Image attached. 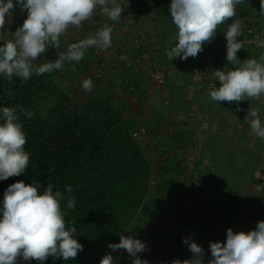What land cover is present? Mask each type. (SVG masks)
<instances>
[{"label": "clouds", "instance_id": "1", "mask_svg": "<svg viewBox=\"0 0 264 264\" xmlns=\"http://www.w3.org/2000/svg\"><path fill=\"white\" fill-rule=\"evenodd\" d=\"M241 3L243 0H172L171 18L178 34L177 43L167 52V58L171 61L195 58L204 50L205 43L212 42L219 25L237 17V6ZM17 5L22 12H27V18L14 33H6L5 25L11 22ZM98 7L102 15L114 22H119L124 12L118 0H15V3L14 0H0V41H3V46H0V76L9 81L16 77L27 82L33 75L52 73L62 70L65 63L80 62L90 48L106 50L111 47L113 27L105 24L94 35L70 44L66 51L57 52L55 62L35 64L49 46L59 49L60 37L70 27L80 28L83 22L92 18ZM261 10L264 12V0H261ZM241 32V20L234 19L225 33L226 58L237 66L212 73L221 85L210 92L213 101L238 103L264 96V55L259 57V62L250 58L241 63L237 56L242 48L237 39ZM257 40L260 41L259 36ZM261 45L264 46V41ZM82 87L91 92L94 87L92 79H85ZM241 110L239 107L236 109ZM19 111L29 119L35 115L23 108ZM17 112V107L0 109V180L20 176L29 166L30 154L24 147L26 133ZM258 112L259 109L251 108L248 116L254 118L251 120L252 131L264 139V126ZM41 188L40 183L19 181L5 191L3 208L0 209V264H18V258L43 262L50 256L69 261L83 251V245L74 238L77 228L66 224L60 203L65 199L64 194L54 191L51 181L42 193ZM66 191L72 193L73 188L66 186ZM75 205L76 197L69 196L67 208L74 210ZM183 243L192 253L191 258L176 259L172 264H205L206 253L202 246L190 237L183 238ZM108 247L113 252L126 250L131 264H149L138 255L148 251L146 243L132 235H120V243L109 244ZM210 252L212 259L208 264H264V221L258 222L255 230L248 232L236 233L229 228L226 243L210 242ZM100 264H116V261L113 255L108 254Z\"/></svg>", "mask_w": 264, "mask_h": 264}, {"label": "crops", "instance_id": "2", "mask_svg": "<svg viewBox=\"0 0 264 264\" xmlns=\"http://www.w3.org/2000/svg\"><path fill=\"white\" fill-rule=\"evenodd\" d=\"M118 2L124 8L119 22H114L102 15L98 7L92 18L83 22L80 28L70 27L67 33L60 37L61 46L59 49L49 46L48 51L41 54L45 58L40 57L36 63L41 65L48 61L55 62L58 59L57 52L66 51L70 44L86 39L89 35H94L105 24L113 27L111 47L106 50L90 48L85 53L83 60L65 63L62 70H56L53 74L57 76L58 81L62 82L61 85L67 92H73L76 95L74 99L78 102L87 101L100 93L109 91L112 99L116 102L120 101L118 103L124 109L123 113L127 119L133 118L135 121L142 122L145 126L147 142L143 145V151L153 167L154 176L151 183V193L148 197L149 205L151 207L153 205L165 207L168 208V211L157 215L153 222L138 221V218L129 227L126 235H132L147 245L148 251L141 253V257L144 258L145 255V260L149 264H159L152 255L151 241L149 242L144 237L145 231L160 232L165 238L163 239L165 243L169 241L168 238L173 240L178 238L177 236L184 228L183 225L187 219L184 205L188 199L189 189L193 185L195 188L198 187L199 190L201 188L202 193L206 194L205 202L208 207L206 209L202 203L200 210L203 208L207 211L204 217L199 220V226L191 239L204 248L206 253L205 264H208V261L212 259L210 242L226 243L229 228L236 233L248 232L255 230L258 222L264 221V207L261 208L258 205V199L256 198L262 193L261 189H258L259 184L253 181L254 174L249 177L248 183L245 184L246 192L240 196L244 200L236 201L235 197L225 203L228 211L231 210V207L236 206L238 213L242 212V220L234 224L231 219L225 220L223 215L222 219L217 218L215 220L217 214L215 212V195L217 193L215 187L217 182L216 163L218 159L225 155H233L235 159L240 161L238 162L241 166L240 175L242 170L247 171L246 167L249 165L246 161L251 162L250 158L243 157L241 153L240 155L236 154L237 149L235 147L239 148L242 144L240 132H237L240 135L239 143L234 141L233 145L226 144L228 139L225 138V130H227L229 124L226 121L228 113L224 111V102L214 101L210 103L213 100L209 96L208 99L205 97L209 101V105L205 103L202 104V107L198 108L197 106L194 108L193 101L188 100L192 95H189V93L181 94L183 92L181 91L182 83L190 85L189 82L195 81L196 84L201 85L206 80H216L212 73L206 72V66H212L214 70L211 56L215 54V50H209L207 53L202 51L201 55L198 54L195 58L189 57L187 61L181 58L171 61L167 58V52L177 43L178 34V29L171 18L170 5L172 0H118ZM7 24L5 28H10L14 33L17 28L11 26L13 21L11 20ZM138 38L141 39L140 44L135 42ZM203 48L207 50V45L204 44ZM123 53L129 58L136 56L141 58L142 69L140 73L132 75L124 70L120 58ZM223 63L225 67L220 66L222 70L232 65L225 60H223ZM73 65L75 71L77 69L81 70L75 72L74 79L68 72L69 68L72 67L73 69ZM187 66H192V69L196 67L198 70L201 67L203 71L205 70V73L198 74V71L194 73V69L193 72H186L184 68ZM163 67L168 71V74L180 75L179 80H177L179 84L175 85L173 77L171 80L168 75L165 90L147 94L146 88L150 83L151 72ZM87 78H91L93 81L94 87L91 92L85 91L82 87L83 81ZM66 83L67 86H65ZM133 83L138 85L136 88L138 91L137 96L140 98L143 94L146 97L144 105L137 106V108H134L128 98L121 99L122 86L127 85L128 87ZM219 84L220 82L217 81V85ZM194 92L193 98L199 93L198 91ZM167 94H170L173 98L171 101L172 106L165 104L164 99ZM174 102L176 105H174ZM247 106H245V109ZM253 106L252 101H250L249 110ZM241 112L244 113V110H241ZM250 118L248 117L247 120H251ZM136 127L134 126V129ZM212 130L217 131L216 135L210 133V131L215 132ZM235 135L236 133L232 134L231 141L232 138H237L238 135ZM166 161L172 165L173 171L170 175L175 176L177 179L176 188L173 187L168 195L164 176L160 170L158 171L161 166H165ZM251 170H249L250 173ZM261 199L264 200V194H262ZM125 255L129 257L127 251L123 250V256ZM191 256L192 253L188 247L183 245L179 247L178 254L174 258L162 264H172L173 260L190 259ZM128 261L131 260H126L124 264L129 263Z\"/></svg>", "mask_w": 264, "mask_h": 264}, {"label": "trees", "instance_id": "3", "mask_svg": "<svg viewBox=\"0 0 264 264\" xmlns=\"http://www.w3.org/2000/svg\"><path fill=\"white\" fill-rule=\"evenodd\" d=\"M257 7L258 3L250 7L243 1L237 6V17L219 25L216 35L225 34L233 20L239 19L241 12L248 11L252 15ZM26 18L27 12H22L17 5L11 26L21 27ZM249 28H252L251 24ZM248 30L245 35L251 39L254 35L251 29ZM220 39L224 41V37ZM205 44L215 49L213 43ZM0 46H3V41H0ZM35 64L39 65L36 61ZM56 77L52 72L33 75L27 82H22L20 78L14 77L9 81L0 76V109L17 107L19 122L23 124L26 133L27 143L24 147L30 154L29 166L22 175L0 180V209L3 208L4 193L10 185L19 181L25 184L40 183L43 186L40 189L42 193L51 181L54 191L59 190L65 196L60 202L65 221L68 226L77 228L74 238L83 245V251L74 260L65 261L62 257L50 256L43 262H28L18 258V264H100L105 255L113 252L108 245L120 243V235L127 236L135 220L139 218L138 221L153 222L157 215L165 213L168 208L149 205L153 167L144 154V143H138L132 135L134 126L143 125L142 122L127 119L124 109L118 103L120 101L112 99L109 91L78 102ZM134 85L122 86L121 99H127L134 87L132 93L139 101L138 106H143L146 97L141 94L139 98L136 89L138 85ZM21 108L35 115L29 119L20 113ZM251 157L249 153L248 158ZM263 157L254 155L258 163ZM252 168L254 171L255 168ZM159 170L164 176L168 195L173 187L176 188L177 181L175 176L170 175L172 165L167 162ZM253 181L264 187L263 181L257 177ZM66 186H71L73 192L68 193ZM197 188L193 185L190 187L187 202L196 199L200 206L201 191ZM261 193L264 194V190ZM262 194L256 198L261 199ZM69 196L76 197L74 210L67 208ZM206 211H199L195 219L199 221ZM187 224L188 218L183 226ZM145 233L144 237L149 242H152L155 235H159L162 242L165 239L157 231L149 230ZM168 240L166 245L175 249L174 258L178 254L179 245L177 239ZM150 246L154 248L152 243ZM139 256L145 260V255L144 258L141 254ZM128 259V256H123L121 264ZM128 262L131 264V261Z\"/></svg>", "mask_w": 264, "mask_h": 264}, {"label": "rangeland", "instance_id": "4", "mask_svg": "<svg viewBox=\"0 0 264 264\" xmlns=\"http://www.w3.org/2000/svg\"><path fill=\"white\" fill-rule=\"evenodd\" d=\"M243 1L247 2L248 6H250V7H255L256 4L258 3V7L252 12V15H250V13L248 11H243L240 14L239 19L241 20V23H242V32H241V35L237 37V39H238V41H240L242 43V48L238 51L237 56H238V59L241 61V63H243L244 61H246L250 58H255L259 62V57L261 55H264V46L261 45V42L264 41V12H262V10H261V0H243ZM250 24H251L252 28H249V30L251 29V31L253 32V33L252 32L251 33L254 36L251 39H247V36L245 35V31L248 30V27L250 26ZM4 31L6 33L12 32L11 29L8 27L5 28ZM258 31H260V34H258ZM255 36H259L260 41H258L257 38H255ZM220 37H224V41H221ZM10 38L11 37L9 36V39ZM212 43L214 44L215 49H211V47L207 46V50L205 48L203 50L204 53H207L209 50L210 51L215 50V54H213V56H211V60L213 62L212 64L214 66V70H213L212 66H210V67L206 66V68H207L206 72L208 71L209 73H213L215 70H220L221 69L220 66L225 65L223 63V60L228 62L227 58H226V56H227V41L225 38V34L215 35L214 39L209 44H212ZM201 54L202 53H199V55H201ZM41 57L45 58V56H43V55H41ZM36 62H38V60ZM229 66L230 67L228 69L232 70L237 65L232 64ZM160 69H164L167 73V77L169 75V78L171 80L173 77V79L175 81V85L179 84V81H177V80H179L180 75H174L172 73L168 74V71L164 67L160 68ZM184 69L186 72L187 71L193 72V69H194V73H195L196 67H194L192 69V66H187ZM79 70L80 69H77L76 71H79ZM76 71H73L72 67L68 69V72H70V74L73 76V79H74ZM204 71L200 67V70H198V74H200L201 72L205 73ZM65 72H66V74H68L67 71H65ZM189 83H190V85H188V84L185 85L183 83H182V85L180 84L181 85V91H183L181 94L189 93V95H192L191 97L188 98V100L193 101L194 108H196L197 106H198V108L202 107L205 103H207L209 105L211 102H214V101H210V103H209V101L206 100L205 97L208 99V97L210 96V92L212 90H214L215 87L219 88L221 86L220 84L217 85L216 80L215 81L214 80H210V81L206 80V82H204V83L202 82L201 85L196 84L195 81L189 82ZM194 91H198L200 93V94L198 93V95H196L195 98H193V95H195ZM70 95L73 98L76 96L73 92L70 93ZM172 100H173V98H171L170 94H167V96H165L164 101H165V104L167 106L168 105L172 106L171 105ZM205 101H207V102H205ZM250 101H252V104L254 105L253 108L259 109L258 115H259V118L261 119L262 126H264V120H263L264 119V96H261L259 99L244 100V101H240L238 103L237 102L228 103V102L224 101V106H225L224 111L228 113L226 121L229 124L228 125L229 127H227V130H225V138L228 139V140H226V144L230 143L233 145L234 141L238 142L240 135L237 134V132H240L241 137H242V140H241L242 144L239 148L235 147L237 149L236 154L240 155V153H241L243 155V157H247V158H248L249 153H251L252 155H255V156L264 155V154H262V153H264V139H261L252 131L251 120L254 118L251 117L250 115L248 116L249 107H247L245 109V106L249 105ZM131 104L134 105L132 102H131ZM214 104H216V103H214ZM174 105H176L175 102H174ZM190 105H191V102H190ZM137 106L138 105H134V108H137ZM236 106H238L239 108H242V110H244V113L241 111H236V109H237ZM233 112H235V113H233ZM247 116L251 117L250 118L251 120H247L248 119V118L246 119ZM240 120H243V121L241 122ZM212 131H215V132L210 131V133L213 135H216L217 131L216 130H212ZM233 133H236V135H238V136H237V138L236 137L232 138V141H233L232 142L231 137H232ZM228 141H230V142H228ZM255 142H256V144H255ZM250 160H251V162H248L245 160L247 162V165H249V166L246 167L247 171L242 170V173L240 175L241 166L238 163L240 161H238V159H235L233 155L232 156L231 155H225V156H222L218 159V162L216 163V168H217L216 180H217V182H216L215 187H216L217 193L215 195V197H216L215 212L217 214L215 216V220H217V218L222 219V215L225 217V220L231 219V222L234 224L236 222L239 223V221L242 220L241 219L242 218V212L240 211V213H238L236 206L231 207V210L228 211V207H225L226 206L225 203L227 200H229L231 198H235V197H236L235 198L236 201H241L240 199L244 200L243 198H240V196L243 195L244 192H246L245 191L246 190L245 184L248 183L249 177L254 174L253 176L255 178L257 177V179L261 180V177L264 176V173L261 174L264 171V157L262 158V160L259 163H258V159H254V156L251 157ZM252 165L255 168L254 171L251 170ZM249 170H251V173ZM256 171H257V173H256ZM262 186L259 185L258 189H262V191H263ZM199 191H201V194H199L200 205H202V203H203V207H205L207 209L208 205L205 202L206 201V194H204V192L202 193L201 188ZM196 196H197V194H196ZM257 201H258V205H260V207L263 208L264 207L263 206L264 200L259 199ZM204 203H205V206H204ZM201 207H200V209H201ZM200 211L202 212V210H200ZM212 220H214V219H212Z\"/></svg>", "mask_w": 264, "mask_h": 264}, {"label": "built area", "instance_id": "5", "mask_svg": "<svg viewBox=\"0 0 264 264\" xmlns=\"http://www.w3.org/2000/svg\"><path fill=\"white\" fill-rule=\"evenodd\" d=\"M257 38V36H255ZM136 44H140L141 39H136ZM121 63L123 65L124 70L129 73L136 75L142 69V60L140 57L136 56L134 58H129L125 53L120 55ZM198 69H195V73H197ZM167 84V73L164 69H155L150 74V83L146 88L147 94L151 92H161L165 90V86ZM134 87L131 88V94L128 96V100L132 102L134 105H138L139 101L134 93ZM133 139L140 144L147 142V132L144 125H139L133 131ZM261 180L264 183V176L261 177ZM262 186V185H261ZM263 187V186H262ZM186 207V215L188 218V223L177 236V243L180 246L185 245L183 243V238L192 237L196 228L199 226V221L195 219V216L200 211L199 202L196 199H191L185 205ZM161 237L159 235H155L152 237V244L154 248L152 249V255L155 257V260L159 262V264L164 263L165 261L171 259L175 253V249L171 246L166 245L167 243L161 241ZM116 264H121L123 260V250L118 252H112Z\"/></svg>", "mask_w": 264, "mask_h": 264}]
</instances>
